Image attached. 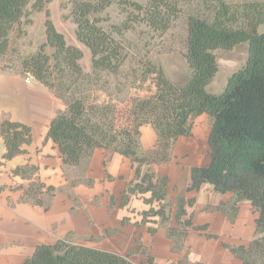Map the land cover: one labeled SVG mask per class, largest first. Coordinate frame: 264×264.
<instances>
[{"label": "trees", "instance_id": "1", "mask_svg": "<svg viewBox=\"0 0 264 264\" xmlns=\"http://www.w3.org/2000/svg\"><path fill=\"white\" fill-rule=\"evenodd\" d=\"M53 1L0 0V56L8 53L10 34L29 16L30 7L33 12L45 13L47 41L35 53L24 57L21 69L16 71L38 80L65 102L66 109L52 120L48 131V138L59 147L64 164L78 166L96 149L131 159L135 164V179L124 192L122 204L126 205L133 196L150 193L151 198L146 202L151 207L143 212L142 223L158 216L165 224L171 212L168 180L157 176L151 166L169 162L175 142L191 136L194 120L206 113L211 119V161L207 166L192 169L189 190L211 184L219 194L233 193L232 205L250 202L258 214L255 238L249 247L229 249L242 264H264V31L235 26L227 16L223 0H218L212 19L199 15L187 18L186 59L190 77L186 83L173 84L161 69L148 64L144 73L154 76L155 97H130L121 105L111 101L88 103L82 97L69 98L73 86L89 75L79 63L83 52L68 45L50 19L48 5ZM111 4L112 0L74 1L72 6L77 38L90 50L95 74H117L124 62L119 45L93 17ZM134 5L142 10L141 5ZM147 7L143 21L155 30L166 32L171 19L175 18L176 8L168 6L164 0H152ZM241 43L248 44L246 64L231 75L221 93H209L207 86L219 70L215 51L232 49ZM47 46L53 49L51 55L46 52ZM144 124H151L156 131L155 150H145L141 145ZM0 134L6 145L5 161L25 154V147L33 141L31 127L9 119L1 121ZM37 172V167L26 165L17 168L14 174L29 180L25 200L43 208L44 195L52 196L55 188L47 186ZM154 203L158 204L157 208ZM186 205V199H177L180 228L167 231L175 251L181 249L192 227L191 217L186 218ZM24 264L133 263L128 257L74 244L67 237L54 244L38 245Z\"/></svg>", "mask_w": 264, "mask_h": 264}, {"label": "crops", "instance_id": "2", "mask_svg": "<svg viewBox=\"0 0 264 264\" xmlns=\"http://www.w3.org/2000/svg\"><path fill=\"white\" fill-rule=\"evenodd\" d=\"M40 21L45 42V20H34L33 28ZM1 72L0 123L9 119L28 125L33 141L25 154L5 161L6 145L0 134V264H24L38 245L67 237L77 245L128 257L133 264H242L229 248L249 247L255 238L258 214L251 203L232 205L233 193L219 194L211 184L189 190L192 169L211 161L208 114L194 120L191 136L175 142L169 162L151 166L157 176L168 180L169 221L162 224L156 216L142 223L143 212L151 207L146 202L150 193L122 204L135 179L132 160L96 149L80 165H65L59 147L48 138L50 124L66 109L65 102L30 76L10 69ZM141 145L145 150L157 148L151 124L141 127ZM26 165L37 167V176L55 188L52 196L44 195L43 208L25 200L29 180L14 174ZM179 197L187 200L186 218L191 217L192 227L175 251L167 231L180 228Z\"/></svg>", "mask_w": 264, "mask_h": 264}, {"label": "rangeland", "instance_id": "3", "mask_svg": "<svg viewBox=\"0 0 264 264\" xmlns=\"http://www.w3.org/2000/svg\"><path fill=\"white\" fill-rule=\"evenodd\" d=\"M74 1L97 0H55L48 5L50 19L64 35L67 44L78 47L83 52L79 63L84 73L89 75L73 86L69 98L82 97L88 103L111 101L117 105L130 97L148 98L157 95L154 76L144 73L145 65L148 64L161 69L173 84L186 83L190 77L186 59L187 18L189 15H199L210 20L218 9V0H164L168 6L175 7L177 12L175 18L171 19L168 30L163 33L143 21L145 11H148L147 6L152 0H112L110 6L93 17L98 20V26L110 33L119 45L124 62L117 74H95L92 73V54L77 38V25L71 16ZM134 4L141 5L142 10L139 11ZM223 4L227 16L234 21L235 26L264 31V0H223ZM28 13L29 16L10 34L9 51L0 56V71L21 69L22 59L35 53L47 41L46 36L45 42H42L41 21L33 28L34 20L35 23L37 19L46 20L45 13L33 12L31 7ZM46 52L51 55L53 49L47 46ZM215 55L219 70L207 88L212 94L221 93L231 75L246 64L248 44L241 43L232 49H219L215 51ZM53 77L57 78L56 74ZM65 80L68 82L70 78Z\"/></svg>", "mask_w": 264, "mask_h": 264}, {"label": "built area", "instance_id": "4", "mask_svg": "<svg viewBox=\"0 0 264 264\" xmlns=\"http://www.w3.org/2000/svg\"><path fill=\"white\" fill-rule=\"evenodd\" d=\"M1 77H2V74H1V71H0V85H1ZM29 81V77L26 78V82Z\"/></svg>", "mask_w": 264, "mask_h": 264}]
</instances>
